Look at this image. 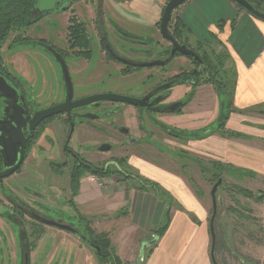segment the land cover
Segmentation results:
<instances>
[{
	"label": "flooded vegetation",
	"instance_id": "1",
	"mask_svg": "<svg viewBox=\"0 0 264 264\" xmlns=\"http://www.w3.org/2000/svg\"><path fill=\"white\" fill-rule=\"evenodd\" d=\"M35 1H26L21 25L13 20L0 29V174L14 169L0 178V185L4 179L21 174L25 166L24 185L34 206L25 208L7 199L15 212L24 213L39 225H31L27 237H40L34 233L44 227L57 229L42 220L70 226L79 234H69L78 237L81 232L74 224L80 222L79 216L72 218L63 209L69 205L76 211L75 180L79 186L84 176L96 180L128 176L147 179L130 172L133 157L153 159L159 153L157 145L192 156L186 148L188 143L208 138L205 130L198 134L203 127L194 137L187 136L190 131L178 129L170 117L182 116V109L197 89L208 84V62L216 60L211 55L216 52L183 31L177 32L172 14L166 28L170 38H164L159 21L168 0L161 8L159 0H60L43 11L33 7ZM246 1L264 14L263 0ZM6 4L0 0V11ZM4 33L6 37L1 39ZM174 44L192 54L176 49L171 55ZM154 62L162 64L136 66ZM55 67L61 77L53 71ZM68 94L72 103L66 107L69 112L57 110L41 118L40 112L57 109ZM107 95L141 102L135 106L98 100L75 106L90 97ZM134 146L137 151L133 153ZM104 147L109 149L102 150ZM112 152L119 157L107 155ZM65 174L68 188L66 183L54 184ZM43 197L50 202L41 201ZM19 232L20 228L15 231L22 252L19 264H25L24 254L36 244L26 243L24 233ZM3 264L14 263L8 260Z\"/></svg>",
	"mask_w": 264,
	"mask_h": 264
},
{
	"label": "crops",
	"instance_id": "2",
	"mask_svg": "<svg viewBox=\"0 0 264 264\" xmlns=\"http://www.w3.org/2000/svg\"><path fill=\"white\" fill-rule=\"evenodd\" d=\"M174 22L189 38L203 43L211 51L227 55L226 62L234 81L231 109L237 114L230 115L225 128L249 136L228 141L216 131L205 130L208 138L189 142L187 150L192 156L212 155L264 176V149L261 147L264 122L256 119L264 117V20L241 10L232 0H188L177 8L172 24ZM214 47L217 49L212 50ZM216 102L213 87L203 85L182 109V116L170 118L178 129L186 128L190 135L194 134L215 115L216 111L212 113L211 109ZM250 113L256 118L249 117ZM251 124L255 127L248 126ZM166 162V155L160 150L153 159L140 155L131 159L130 172L139 171L141 176L154 181L161 189L159 192L138 189L130 181L116 177H97V182L91 181V176L80 179L74 200L77 214L89 221L95 233L108 235L109 254L116 264H212L209 224L206 225L208 206L188 186L186 177L171 170ZM167 221L158 236L157 231ZM62 238L80 249L88 248L77 237ZM154 238L156 243L141 248ZM224 242L229 241L222 240V244ZM221 248L220 244L219 250ZM238 257L240 263L246 264L245 255L238 254ZM247 261L248 264L264 263V242L255 246Z\"/></svg>",
	"mask_w": 264,
	"mask_h": 264
},
{
	"label": "rangeland",
	"instance_id": "3",
	"mask_svg": "<svg viewBox=\"0 0 264 264\" xmlns=\"http://www.w3.org/2000/svg\"><path fill=\"white\" fill-rule=\"evenodd\" d=\"M159 1V6L161 8L167 0ZM147 12L149 11L145 10V13ZM176 13L177 9H174L172 12V16L174 17ZM145 25L147 26L146 23ZM145 25H141L144 27L143 29H146ZM214 49L215 47L212 48V50ZM211 55L212 57H215V55H218V53H212ZM224 67L225 69L229 68L228 62H224ZM53 71L57 72L58 77H61V73L59 72L57 67L53 68ZM226 78L230 82L233 80V76L228 72ZM220 98L223 97H217L215 107H212L211 109L212 113L216 111L215 115L211 118L210 121H208V123L203 127L202 130L198 131V134H201L203 130H210L218 132L220 136L224 137L225 140L228 141H231L230 139L248 138L249 136L247 134L233 131L225 127L221 130L218 129V126L220 124L219 116L222 117L226 115L227 119L224 122V125H226L230 115L237 114L235 112L228 111L219 113L220 106L218 101ZM181 100H186V98L182 97ZM250 115L251 116H248L256 118L255 114L250 113ZM209 116H211V113L209 114ZM256 119L257 122H264V117ZM248 126L252 128L255 127L254 124ZM171 130H173V128ZM230 133H234L236 134V136L231 137ZM194 134L191 133V136L194 137ZM187 136H190V134ZM98 141L103 142L104 139H99ZM261 147L264 149V141L263 146ZM157 148L165 153L167 162L170 164L168 167H170L171 170H176L178 174L181 173L182 175H184L186 177L188 186L190 185V187L194 190L196 196L199 199H203L205 201V204H207L208 208L206 225L209 224L212 209L210 191L212 186L217 181V177H214L213 175H215L216 172L221 175L220 178H222V183L217 188L215 194L217 212L213 221V229L215 233L214 258L218 264H242L240 263L238 257V254H242L246 256L244 257V260L246 261V264H248L249 262L247 260L249 255H251L252 250H254L256 245L262 244L264 242V176H258L253 171L248 169L235 167L232 164L224 162V160H217L213 158L212 155L195 154V156H190L188 154L179 152L178 150L171 149L169 146L157 145ZM136 149V146L132 148L133 153L137 151ZM147 150L149 149L147 148ZM149 152H151V150H149ZM107 155H113L114 157L115 155H117L119 157L118 153L115 154L113 152ZM221 165L224 167L229 166V168L224 169ZM119 168L123 169L122 166ZM232 168L248 170L252 173V176H241L238 172H236L237 175L239 174L237 176L235 174L236 170L233 173ZM22 170L24 173L22 172L19 175L14 174L9 178L4 179L0 185V264H3L8 260L14 264H19V256L22 252L19 253L20 250L17 246L18 243L15 231L17 232L18 228H20V232L24 233L23 235L26 238V243H31L34 241L36 244L35 247H31L30 250H28V264H31V260L32 264H73L74 262H77L78 264H83L84 262L86 264H100V259H98V257L94 253L96 249H93L88 243H86V241L82 240L79 236L77 237L78 240L83 244V246L85 245L88 248L83 249L82 247L80 249L71 241L67 240L66 238H62L74 237L72 234H66L50 227L42 228L40 231H38V234L34 233V235L40 234V237H27V234L30 233L31 225L37 227H39V225L31 221L30 218L27 217V215H25L24 213L15 212V210L10 207L11 201L7 199V197H10L16 203H21L25 208L34 206L28 199L30 196L27 195V190L24 185L26 177L25 166L22 168ZM127 171H130V169H127ZM133 173L138 174V172L136 171H134ZM145 180L151 182L152 184H155V182L152 180ZM56 183L59 185H61L62 183H66V186L68 188L67 175L65 174L63 180H59L58 182L54 181V184ZM236 188L246 189L250 191L253 196L248 198L238 190H235ZM159 190L161 189L159 188ZM257 193H261L260 198H258V196L256 195ZM49 196H51V194H49ZM62 196L64 198L63 194ZM64 200L67 199L64 198ZM41 201L50 202V199H46L45 197H43ZM63 209H67V212L65 211L64 213H69L72 218L77 219L79 216L80 222L74 224V226L75 228L79 227V229H77L81 232V235L85 236L86 239L87 237L85 235V232L87 234H90V232L92 231L95 234L88 223L89 221L85 218H81V216L74 210V207L66 205ZM35 211L41 213L40 210ZM80 223L82 224V226H79ZM16 225H18V228L16 227ZM85 229L87 231H85ZM3 237H7V239H4ZM87 240L89 241V239ZM222 240H227L229 242H224L222 244ZM220 244L222 245L221 249L223 251L221 253V249L219 250ZM9 250L10 252L8 253ZM5 252H7L8 255L5 254ZM229 253L230 255L227 257L226 254Z\"/></svg>",
	"mask_w": 264,
	"mask_h": 264
},
{
	"label": "trees",
	"instance_id": "4",
	"mask_svg": "<svg viewBox=\"0 0 264 264\" xmlns=\"http://www.w3.org/2000/svg\"><path fill=\"white\" fill-rule=\"evenodd\" d=\"M1 1H3V0H1ZM26 1L27 0H6L7 7L5 9L3 8V5H1L0 13H1L2 18L0 19V29L7 27L10 24V22H12L13 20L17 21L18 25L22 24V20L24 19V12H25L24 8L26 5ZM236 6L238 8H240L241 10H244L243 8L239 7L238 5H236ZM173 26L175 27V30L177 32L182 31V29L179 27L177 22H174ZM5 37H6V33L1 34V39L5 38ZM215 56H216L215 57L216 60L214 62L211 59L208 62V79H207V81H205V83H208L213 87V89L216 92L217 97H223V98H220L218 101L219 106H220L219 113H224L225 111L232 112L231 105H232V94H233L234 81L233 80L231 82L228 81V79L226 78V75H227V72L230 73L231 71H230V69H225V67H224V62L228 60V57L226 54L222 53V51L220 53H218V55H215ZM219 118H220V121L219 120L218 121L220 124L218 126V129L221 130L224 128V122L226 121L227 118H226V115L222 116V117L219 116ZM230 136L233 137V136H236V134L230 133ZM222 168L227 169V168H229V166H225V167L222 166ZM232 169H233L232 170L233 173L236 170L235 174H236V172H238L241 176H243V175L252 176V173L248 170L235 169V168H232ZM97 174L98 173H95V175H97ZM213 176L217 177L216 178L217 180L221 177V175H219L217 172ZM129 178H132L131 179L132 184L134 186H136L138 189L152 190V191H156V192L158 191L159 192L158 186H156L155 184H152L149 181H146L143 178L134 177V176L129 177L128 176V177H124V179H122V180L127 181V180H129ZM78 187H79L78 181L75 180V182H74L75 194H77V192H78ZM235 190H238L239 192H241L242 194H244L248 198L253 196L252 193L246 189L236 188ZM256 195L258 196V198L261 197V193H257ZM81 218H84V217L81 216ZM167 224H168V221L157 231L158 236H160L163 233ZM85 231H87V230L85 229ZM85 235H86L87 239H89L90 242L94 243L95 245H97L99 247L100 251H97V249H96V251H94V253L98 257V259H100L101 264H116L114 262L115 260L113 261L110 257V254H109L110 242H109L107 234H105V233H100V234L95 233L94 234L91 231L90 234H87L85 232Z\"/></svg>",
	"mask_w": 264,
	"mask_h": 264
},
{
	"label": "water",
	"instance_id": "5",
	"mask_svg": "<svg viewBox=\"0 0 264 264\" xmlns=\"http://www.w3.org/2000/svg\"><path fill=\"white\" fill-rule=\"evenodd\" d=\"M118 2H125V1H128V0H116ZM186 1L188 0H168L165 7L163 8V11H162V15H161V18H160V21H159V26H160V30H161V33L162 35L164 36V38L166 39H169V35L167 34V26L169 24V21L171 19V14H172V11L174 9H176L177 7H179L180 5H182L183 3H185ZM236 5H238L239 7L243 8L246 10V12L248 13H251L253 15H255L256 17L260 18V19H263L264 20V14L263 13H260L258 10H256L253 5L246 1V0H232ZM58 3L60 2V0H36L33 4V7L40 10V11H43V10H48V9H51L52 6L54 5V3ZM178 50L180 51L181 53L183 54H192L191 51L189 52H184L182 47L181 48H178L176 47V45L174 44V46L172 47L171 49V55L173 54L174 50ZM167 61H165L164 63H166ZM159 64H162L160 62H154V63H138L136 64V66H139V67H152V66H155V65H159ZM149 98V96L143 98L142 100L143 101H147ZM98 100H108V101H113V102H122V103H127V104H132V105H139V103L141 102V100H138V99H133V98H128V97H122V96H117V95H107V96H93V97H90L88 98L87 100L81 102V104H78V105H75V106H79V105H84V104H88L90 102H94V101H98ZM71 104V96L68 94L67 97H66V101L64 104L60 105L57 109H48V110H44L43 112H40L41 114V118H47L57 112H62V111H67L69 112L68 109H66V107ZM169 110H172L174 109V107H170L168 108ZM58 110V111H57ZM57 111V112H56ZM19 117L21 118V115H19ZM18 127V125H16ZM109 147H104L102 148V150H108ZM13 152L11 151L10 155H12ZM22 158V151H21V154H20V160ZM8 165H11V163H8ZM14 169H10V171L8 172H5L4 174H0V178H4V177H7L9 176L12 172H13ZM222 183V178H219L216 183L212 186L211 188V191H210V198H211V202H212V209H211V217L209 219V235L211 237V245H210V250H209V255H210V260H211V263L212 264H218L214 258V247H215V233H214V229H213V221L215 219V216H216V212H217V203H216V197H215V194H216V191H217V188L219 187V185ZM42 222L48 226H52V227H55L59 230H62V231H65V232H68V233H74V234H79V232L77 230H74L73 228H71L70 226H67V225H63V224H60V223H57V222H54L52 220H42ZM79 236V235H78ZM81 237L82 240L86 241V243H88L93 249H97V251H100L99 250V247L96 246L95 244L93 243H90L84 235H81L79 236ZM156 242V239H153L151 242H147V243H143L142 244V249L145 245H151V244H154ZM142 256V251H141V254ZM24 259H25V264H28V253L26 252L24 254Z\"/></svg>",
	"mask_w": 264,
	"mask_h": 264
},
{
	"label": "built area",
	"instance_id": "6",
	"mask_svg": "<svg viewBox=\"0 0 264 264\" xmlns=\"http://www.w3.org/2000/svg\"><path fill=\"white\" fill-rule=\"evenodd\" d=\"M90 180L91 181H96L97 182V180L94 178V177H90ZM99 185H101L100 183H98Z\"/></svg>",
	"mask_w": 264,
	"mask_h": 264
}]
</instances>
